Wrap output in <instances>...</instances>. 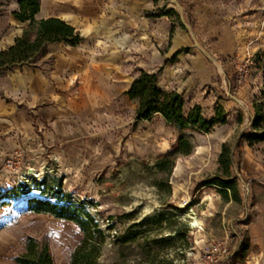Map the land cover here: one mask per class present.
Instances as JSON below:
<instances>
[{"label":"rangeland","instance_id":"obj_1","mask_svg":"<svg viewBox=\"0 0 264 264\" xmlns=\"http://www.w3.org/2000/svg\"><path fill=\"white\" fill-rule=\"evenodd\" d=\"M249 1L248 19L246 0H69L58 9L95 4L100 18L80 19L86 46L49 44V54L30 65L42 78L39 95L22 82L20 96L8 99L40 114L35 132L0 154V264H16L27 235L48 243L58 264L82 239L74 221L28 210L30 196L44 197L38 182L45 178L55 189L62 180L64 193L86 201L106 230L101 264H143L149 248L162 264H195L219 239L229 241L230 264H264V142L236 144L264 83V14L253 8L258 0ZM17 10L16 0H0L3 28ZM112 35L124 37L125 47ZM118 48V61L104 60ZM141 70L158 72L163 89L180 92L186 112L200 105L212 118L222 105L228 123L204 132L182 131L159 114L137 120V102L125 93ZM182 136L192 153L177 152ZM225 143L235 155L240 200L203 185L222 174ZM195 215L202 231L192 226ZM130 229L143 232L137 241L116 240Z\"/></svg>","mask_w":264,"mask_h":264},{"label":"trees","instance_id":"obj_2","mask_svg":"<svg viewBox=\"0 0 264 264\" xmlns=\"http://www.w3.org/2000/svg\"><path fill=\"white\" fill-rule=\"evenodd\" d=\"M159 1L154 0V3L157 5ZM18 2L19 10L14 11L13 16L20 22L28 23V26L13 45L0 51V77L17 67L36 64L47 54L50 43L64 42L71 46H78L82 41L81 33L66 20L60 17L41 19L36 17L41 10L42 0H19ZM173 12L175 9L166 11L164 14L171 15ZM188 13L191 15V10ZM125 94L137 102V120H150L159 114L168 123L176 124L182 131L204 132H210L216 125L228 123V116L222 105L218 107L215 117L212 118H207L203 114L200 105H195L186 112L183 95L176 90L163 89L160 86L158 72L141 70ZM252 110L251 125L241 131L236 144L241 139L247 140L250 145L264 142V83L260 92L254 97ZM240 121L243 122V119ZM176 150L179 153L190 154L193 151V145L188 138L182 136ZM219 163L222 174L214 176L203 185L214 184L225 198L228 199L231 193L235 199L240 200L239 180L232 174L235 155L230 144L223 145ZM47 181L48 178H45L38 182L39 186H43L40 190L44 197L30 196L28 210L67 218L80 227L83 237L65 264H101L100 259L108 238L106 230L100 225L96 216L86 208V201H80L77 204L72 200L71 194L64 193L62 180H57L56 189L47 187ZM142 233V231L130 229L115 235V238L122 243L135 242ZM182 234L185 233L181 231L176 233L178 236ZM166 242L172 244L173 239H168ZM22 244L23 248L14 257L16 264H58L48 243L35 236L27 235ZM147 254L148 256L142 259L143 264H162L157 262L159 251L149 248Z\"/></svg>","mask_w":264,"mask_h":264},{"label":"crops","instance_id":"obj_3","mask_svg":"<svg viewBox=\"0 0 264 264\" xmlns=\"http://www.w3.org/2000/svg\"><path fill=\"white\" fill-rule=\"evenodd\" d=\"M18 1L19 0H16V6H19ZM68 1L69 0H42L41 10L36 17L38 19L60 17L74 25L82 36V29L79 28V23L81 22L80 19H86L88 21V24H91L94 20L99 19L100 15L97 14V6L95 4L91 6L90 4H88V6H85L84 3L83 6H80L81 4L78 2V4L74 6L72 5V8H75L77 10V12H74L76 14H74L73 12H57L59 8L67 5ZM249 2V0H246V2L244 3L247 7V19L249 18L250 14L248 10ZM255 4L256 5H254L253 8H256V13L259 17L260 15L264 14V11H262L264 9L261 6V1L258 0ZM47 6L50 8V10L45 8ZM195 9L196 5L194 4L191 11L192 14L194 13ZM198 19L203 18L198 17ZM27 26L28 23L20 22L16 18H14L9 19L7 24L3 28L1 26L0 19V51L13 45L16 39L22 36L23 31ZM48 54L49 51L43 58H45ZM31 69L32 67H30V65H24L23 67H17L13 70H9L6 74L0 77V154L7 151L10 145L14 143L17 144L20 139H23L25 133L27 135H30V133L35 132L34 114H36L37 112L33 111L36 112L34 114L21 112L17 109V104L15 102L8 100L9 98L14 99L15 97L20 96L21 90L18 86L21 85L22 82L27 84L31 83L34 90L33 94H40V85L42 82V78L33 70L31 73L29 71Z\"/></svg>","mask_w":264,"mask_h":264},{"label":"built area","instance_id":"obj_4","mask_svg":"<svg viewBox=\"0 0 264 264\" xmlns=\"http://www.w3.org/2000/svg\"><path fill=\"white\" fill-rule=\"evenodd\" d=\"M202 255L195 264H230L228 239L208 243Z\"/></svg>","mask_w":264,"mask_h":264},{"label":"bare ground","instance_id":"obj_5","mask_svg":"<svg viewBox=\"0 0 264 264\" xmlns=\"http://www.w3.org/2000/svg\"><path fill=\"white\" fill-rule=\"evenodd\" d=\"M112 39L119 45L118 47H125L126 44V40L124 39V37H117L115 35L111 36ZM83 46H86L85 44H83V42L81 43ZM69 45V44H68ZM120 48H118L117 50H113V52L110 54H108V56H106V58L104 59L105 61L110 60L111 62L113 61H117V59H119V57L121 56V50H119ZM192 226L197 229L198 231H202L203 230V220L201 218H199L197 215L192 217Z\"/></svg>","mask_w":264,"mask_h":264}]
</instances>
